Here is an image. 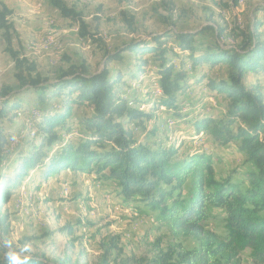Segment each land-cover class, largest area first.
I'll use <instances>...</instances> for the list:
<instances>
[{"label":"trees","instance_id":"16d2710c","mask_svg":"<svg viewBox=\"0 0 264 264\" xmlns=\"http://www.w3.org/2000/svg\"><path fill=\"white\" fill-rule=\"evenodd\" d=\"M48 2L78 24L80 37L103 45L105 60L99 70L83 61L44 76L15 47L16 11L0 0V30L15 70V83L0 86V264H6L3 241L12 239L10 209L2 214L1 207L27 180L35 186V177L48 180L67 170L110 181L125 201L139 202L175 236L197 243L190 250L178 245L177 252L160 251L148 264H242L247 248L253 264H264V81L250 79L264 76V20L258 17L264 3L252 7L245 28L229 33L215 21L196 31L181 30L170 11L160 30L108 50L81 11L67 0ZM224 38L233 43H223ZM150 63L155 77L147 95L126 93L132 80L143 86ZM29 95L39 105V115L26 119L34 137L12 153L10 131L18 126V113H28L23 99ZM205 96L216 98L218 107L201 103ZM75 109L84 111L76 115ZM152 118L155 124L147 130ZM168 122L186 124L194 132L191 140L202 134L218 145H236L254 168L241 180L220 176L211 153L186 150L173 140L174 127L161 129ZM73 123L79 133L69 139ZM137 129L146 131L143 140L135 136ZM211 218L222 221L223 234L208 226ZM120 242L118 235L103 241L101 264H132L130 258L111 261L113 252L123 253ZM29 255V264H71Z\"/></svg>","mask_w":264,"mask_h":264},{"label":"rangeland","instance_id":"374dc122","mask_svg":"<svg viewBox=\"0 0 264 264\" xmlns=\"http://www.w3.org/2000/svg\"><path fill=\"white\" fill-rule=\"evenodd\" d=\"M15 9L13 18L18 33L15 47L21 49L24 57L37 64L38 70L47 77H54L59 67L69 63L80 64L87 61L93 70L104 65L105 48L97 41L84 40L79 36L78 24L63 17L52 7L48 0H2ZM68 4L81 11L89 29L96 37L106 43V49L112 50L130 41L133 37L161 29L163 19L172 11L174 20L178 19L181 30L196 31L215 21L227 28V33L235 27L245 28L252 16V7L264 0H243L232 5L230 0H67ZM258 17L264 20V13ZM264 35V27L261 29ZM199 40L203 38L198 37ZM231 44V39H221ZM115 67V64L111 65ZM14 63L5 50V42L0 30V86L15 83ZM155 66L150 63L148 75L143 77V86L136 80L125 88L128 94L146 96L155 77ZM251 80L264 81L263 77H250ZM156 85V84H155ZM137 91V92H136ZM206 93V89L203 90ZM158 93L157 90L153 92ZM134 96V95H133ZM206 97V96H205ZM203 97L201 103L216 106L214 97ZM23 103L25 112L16 117L18 126L10 131L9 150L14 151L34 137L26 122L28 116H38L35 96H26ZM131 102V101H130ZM218 107V106H216ZM142 109H145L143 107ZM82 114L83 109H75ZM160 123L165 116L159 115ZM155 118L146 122L147 130L153 128ZM69 139H76L79 131L76 123ZM174 127L173 140L182 141L184 149H204L213 155V164L217 173L226 177L232 175L235 180L245 177L254 166L234 144L228 146L216 144L211 137L191 140L194 132L186 124L161 125V129ZM182 129H179V128ZM146 131L137 129L135 136L145 138ZM146 137H148L146 135ZM171 140V141H173ZM199 145V146H198ZM30 180L22 183L13 200L7 207H1L3 214L10 209L11 238L19 247L31 244L30 253L45 254L47 258L66 260L75 264H101L105 254L103 241L112 236H120L121 255L113 252L111 261L130 258L132 264H148L160 251L177 252L178 245L193 249L197 243L185 237L175 236L166 226L155 219V212L139 202L125 201L116 194V186L95 175L72 170L63 171L48 180L35 177V187ZM218 212L215 211L214 214ZM208 226L224 233L220 219L211 218ZM72 227L68 233L67 227ZM76 239V241H75ZM242 264H253L251 250L245 249ZM172 264H181L178 261Z\"/></svg>","mask_w":264,"mask_h":264},{"label":"clouds","instance_id":"9594fccd","mask_svg":"<svg viewBox=\"0 0 264 264\" xmlns=\"http://www.w3.org/2000/svg\"><path fill=\"white\" fill-rule=\"evenodd\" d=\"M3 246L6 249L4 257L6 264H29L31 256V244L25 243L17 247L12 239L3 241Z\"/></svg>","mask_w":264,"mask_h":264},{"label":"bare ground","instance_id":"6f19581e","mask_svg":"<svg viewBox=\"0 0 264 264\" xmlns=\"http://www.w3.org/2000/svg\"><path fill=\"white\" fill-rule=\"evenodd\" d=\"M240 3H242L243 2V0H240L239 1ZM34 114H36V115H38V111L36 110V111H34ZM199 146V145H198Z\"/></svg>","mask_w":264,"mask_h":264}]
</instances>
